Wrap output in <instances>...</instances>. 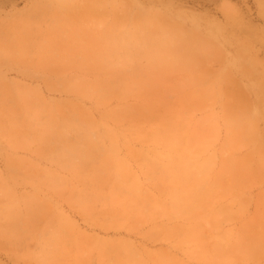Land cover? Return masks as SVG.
<instances>
[{"label":"rangeland","instance_id":"obj_1","mask_svg":"<svg viewBox=\"0 0 264 264\" xmlns=\"http://www.w3.org/2000/svg\"><path fill=\"white\" fill-rule=\"evenodd\" d=\"M140 13L201 57L153 66L131 30ZM127 28L134 45H106ZM231 98L261 135L264 0H0V264H264V166L236 184L258 153L234 135ZM177 124L183 146L154 136ZM181 158L209 161L212 197L153 167ZM242 233L248 250L215 248Z\"/></svg>","mask_w":264,"mask_h":264},{"label":"bare ground","instance_id":"obj_2","mask_svg":"<svg viewBox=\"0 0 264 264\" xmlns=\"http://www.w3.org/2000/svg\"><path fill=\"white\" fill-rule=\"evenodd\" d=\"M224 7L226 8V6ZM140 15L141 16L137 19V21L131 23V26H133L131 30L134 34L133 36L136 38L137 44L139 45V53L142 55L150 56L153 66L178 65L187 67V62L189 60H197L199 57H201L202 46L200 45V47H195V45L191 43L193 42V38L183 35L181 29H179L177 26L172 28L163 27L162 25H165V23L162 22L163 19L162 21H160V15L158 16V14L156 13H140ZM129 29L130 28L123 30L120 34L119 39H116V36L108 37L106 39V45L109 44L111 45V47L117 44L119 46L121 45L125 47L128 45H134L130 41L131 37H129ZM223 79H226V81L228 82H235L234 78H232L230 74L227 73L224 74ZM210 86L211 84L206 83L204 85V89L210 90ZM222 90L231 97H233V95L236 93L232 87H228L227 90ZM247 104L240 101L239 99L231 98L226 105V109L228 110V119H230L229 124L234 128L235 137L239 138L247 133L253 139H251V141H254L257 144H255V149L258 153V156L254 162L256 166L254 167V169H251L249 167L251 158L247 160H240V173H242V177L238 175L240 176V178H238L236 175V177L239 179V182L236 184H241L243 181L242 179L245 178V176H248V174L258 173L261 170L262 166H264V141L262 140V138L264 139V130L260 135L259 131L253 126V118L248 114L249 106ZM51 122H55V119H52ZM181 126L182 125L179 124L172 127L168 125L160 126L158 130L154 132V136L173 148L181 147L185 143H187V141H189V139L186 137V133L181 129L183 126ZM224 162L225 167L226 165H229L226 160ZM153 167L161 169L162 171L166 170L173 176L184 175L187 176V178L192 179L191 182L194 185V188H192V190L195 192V195L201 199L212 197L214 186L221 182V177L217 176L213 180V182L211 180V184L209 185L208 160L201 163H193V161H186L181 158L175 166H166L158 162V164H155V166L153 165ZM119 180H123L122 176ZM116 190H119V186ZM175 193L179 198L178 202H182V206H184V208H187V210L192 213V211L190 210V204L186 200L193 195L176 190ZM174 208L177 207L174 206ZM245 229H243L242 231H244ZM244 235L245 234L242 233L241 237L232 243L227 242L229 241L228 238H226V240L216 242L215 248L221 249L223 251L239 249V251L242 253L243 251L248 250V242L245 239L242 240V238L245 237ZM263 243L264 240H259L258 248H260ZM114 246H116V244Z\"/></svg>","mask_w":264,"mask_h":264}]
</instances>
